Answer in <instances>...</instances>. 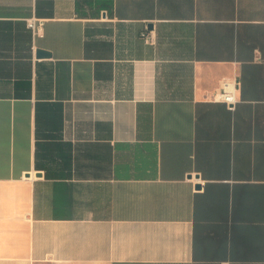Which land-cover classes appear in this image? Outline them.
I'll return each instance as SVG.
<instances>
[{"label": "crops", "instance_id": "0c3cea01", "mask_svg": "<svg viewBox=\"0 0 264 264\" xmlns=\"http://www.w3.org/2000/svg\"><path fill=\"white\" fill-rule=\"evenodd\" d=\"M0 264H264V0H0Z\"/></svg>", "mask_w": 264, "mask_h": 264}, {"label": "built area", "instance_id": "2783aa9c", "mask_svg": "<svg viewBox=\"0 0 264 264\" xmlns=\"http://www.w3.org/2000/svg\"><path fill=\"white\" fill-rule=\"evenodd\" d=\"M26 22H27L28 28H30L34 34H37L38 29L42 25V21H39L37 19L32 18V19H28ZM142 35H143L146 43H152L154 41V35H153L152 31L144 32ZM217 100L226 103L228 105V107H230V108H233V106L237 102L234 94L232 92H228L225 90L220 92L217 95Z\"/></svg>", "mask_w": 264, "mask_h": 264}, {"label": "water", "instance_id": "95a60500", "mask_svg": "<svg viewBox=\"0 0 264 264\" xmlns=\"http://www.w3.org/2000/svg\"><path fill=\"white\" fill-rule=\"evenodd\" d=\"M38 54L44 56V55H48V53L46 51H43V50H39L38 51Z\"/></svg>", "mask_w": 264, "mask_h": 264}]
</instances>
